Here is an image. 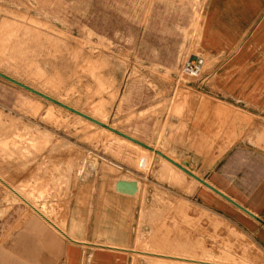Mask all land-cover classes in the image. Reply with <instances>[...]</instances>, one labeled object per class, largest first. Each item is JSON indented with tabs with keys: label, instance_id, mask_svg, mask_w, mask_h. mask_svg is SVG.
I'll return each mask as SVG.
<instances>
[{
	"label": "rangeland",
	"instance_id": "rangeland-1",
	"mask_svg": "<svg viewBox=\"0 0 264 264\" xmlns=\"http://www.w3.org/2000/svg\"><path fill=\"white\" fill-rule=\"evenodd\" d=\"M220 1L0 0V73L99 122L0 76L3 242L33 245L32 264H63L64 246L77 248L71 264H264V245L196 201L198 182L154 151L170 158L166 141L216 99L201 43ZM118 197L131 199L125 249L102 246ZM27 214L28 227L6 221Z\"/></svg>",
	"mask_w": 264,
	"mask_h": 264
},
{
	"label": "crops",
	"instance_id": "crops-1",
	"mask_svg": "<svg viewBox=\"0 0 264 264\" xmlns=\"http://www.w3.org/2000/svg\"><path fill=\"white\" fill-rule=\"evenodd\" d=\"M205 31L201 45L207 56L202 61L208 59L216 65L211 71L215 85L211 91L204 92L216 95V99L198 104L192 122L187 121L185 125L186 131L171 136L164 149L171 160L255 215L256 218L251 217L198 181L193 195L196 201L264 245V211L261 210L264 208V149L259 142L264 127V0H221L212 8ZM110 200L111 221L101 245L125 249L129 243V224L123 217L129 211L131 199ZM2 218L0 213V264H28V261L32 264L34 258L28 255L35 253L33 245L11 246L3 242ZM8 218L7 222L21 221L26 227L33 221L32 214ZM8 226L15 228V224ZM40 232L43 235L44 230ZM13 235L18 236V230H13ZM69 235L66 236L71 240L85 243L71 238L82 237ZM36 253L40 258L48 255L49 246H38ZM76 254V247L64 246L63 264H71Z\"/></svg>",
	"mask_w": 264,
	"mask_h": 264
},
{
	"label": "water",
	"instance_id": "water-1",
	"mask_svg": "<svg viewBox=\"0 0 264 264\" xmlns=\"http://www.w3.org/2000/svg\"><path fill=\"white\" fill-rule=\"evenodd\" d=\"M0 76L3 77V78H5V79H7V80H9V81H11V82H13V83H15V84H17V85H19V86H21V87H24V88L28 89L29 91H31V92H33V93H36V94L40 95L41 97H44V98H46V99H48V100H50V101L56 102L57 104H59V105L65 107V108H67V109H69V110H71V111H73V112H75V113H77V114H79V115H81V116H83V117H85V118H87V119H89V120H91V121H93V122L99 124V122L95 121L94 119H92V118H90V117H88V116H86V115H84V114H82V113H80V112H78V111H75V110H73V109H71V108H69V107H67V106H65V105H63V104H61V103H59V102H57V101L51 99L50 97H48V96H46V95H44V94H42V93H39V92L35 91L34 89L29 88V87H27V86H25V85L19 83L18 81H15V80H13V79H11V78H9V77H7V76L1 74V73H0ZM121 135L124 136V137H126V138H128L129 140H132V141L136 142V143L139 144V145H142V146H144V147H146V148H149V149L153 150L151 147H149V146L146 145V144H143V143H141V142H139V141H137V140H135V139H132L131 137H128V136H126V135H124V134H121ZM154 151H155V153H157L158 155L162 156L164 159H166L167 161H169L170 163H172L173 165H175L176 167H178L179 169H181L183 172H185L186 174H188V175L191 176L192 178L196 179L197 181H199V182L205 184L206 186H208L209 188H211L212 190H214L216 193H218L219 195H221L223 198H225L226 200H228L229 202H231L232 204H234L236 207H238V208L241 209L242 211L246 212V213H247L248 215H250L251 217L256 218L255 215H253V214H252L251 212H249L247 209L243 208L242 206H240L239 204H237L236 202H234V201L231 200L230 198L226 197L225 195H223V194L220 193L219 191H217V190H215L214 188H212L210 185H208L207 183H205L204 181H202L200 178H198L197 176H195L193 173L189 172L187 169H185V168H184L182 165H180L179 163H176L175 161L171 160L169 157H167L166 155H164L163 153H161V152L158 151V150H154Z\"/></svg>",
	"mask_w": 264,
	"mask_h": 264
},
{
	"label": "bare ground",
	"instance_id": "bare-ground-1",
	"mask_svg": "<svg viewBox=\"0 0 264 264\" xmlns=\"http://www.w3.org/2000/svg\"><path fill=\"white\" fill-rule=\"evenodd\" d=\"M13 79V78H12ZM37 91V90H36ZM47 96V95H46ZM68 107V106H67ZM81 113V112H80ZM83 114V113H82ZM86 119V118H85ZM95 119V118H94ZM89 120V119H88ZM169 167V166H168ZM169 170V169H168ZM198 182V181H197ZM115 189L116 191L120 192V193H126V194H132L133 191L135 190V183L133 181H128V180H117L116 183H115ZM52 223V222H51ZM53 224V223H52ZM54 225V224H53ZM55 227H57L56 225H54ZM59 230V229H58ZM135 250V249H134ZM136 252L137 251H140V250H135ZM146 253V252H145ZM149 253V252H148ZM155 253V252H152V254ZM157 254V253H155ZM158 255H161V256H167L165 254H160L158 253ZM170 256V255H169ZM168 256V257H169ZM173 256V255H172ZM177 258V256H174ZM160 258V257H159ZM179 258V257H178ZM181 258V257H180ZM162 259V258H161ZM182 259H186V260H193V261H199L200 262H205V263H211L212 261L210 262H207V261H202L200 259L198 260H194V259H191V258H183ZM196 264V263H195ZM202 264V263H201ZM214 264V263H213ZM216 264H224V263H216Z\"/></svg>",
	"mask_w": 264,
	"mask_h": 264
}]
</instances>
